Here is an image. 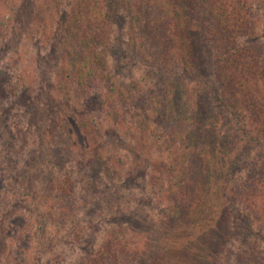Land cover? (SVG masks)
I'll return each instance as SVG.
<instances>
[{
	"label": "rangeland",
	"instance_id": "1",
	"mask_svg": "<svg viewBox=\"0 0 264 264\" xmlns=\"http://www.w3.org/2000/svg\"><path fill=\"white\" fill-rule=\"evenodd\" d=\"M11 1L15 31L11 38L0 35V203L7 205L0 204V216L6 214L0 217V231H6L0 232V250L11 246L2 236L11 230V219L31 220L32 213L38 219L36 205L23 196L27 163L19 158L13 168L17 157L10 139L17 142L21 131L34 144L47 140L46 148L29 146L41 152V166L60 165L61 176L69 170L79 182L75 218L66 227L51 228L60 233L63 264H93L102 256L107 264H230V256L246 252L243 223L249 220L253 233L264 239V132L256 140L235 132L229 139L215 101L220 89L228 99L245 103L254 98L264 109V0L231 3L226 13L235 23L227 31L215 30L217 22L215 29L205 24L195 2L178 5L176 27L169 22L167 28L172 50L161 58L168 69L162 71L155 69L159 63L150 52L139 49L143 55L138 54L132 44L155 39L151 29L164 17L158 11L166 0H108L109 13L123 17L108 21L98 47L105 50L108 69L92 85L84 77L74 81L71 74L67 87L59 85V78L70 74L63 66L65 56L77 48L72 32L89 24L98 1L50 0L46 8L41 0ZM136 8L154 20H143ZM70 64L75 67L76 61ZM179 84L173 103L169 91ZM20 92L28 98L24 107L13 110L11 101ZM186 99L198 108L193 120L161 126L160 114L177 107L169 116L171 111L172 117L182 116ZM19 112L23 122L15 118ZM89 124L103 134L100 146L87 142ZM37 173L34 189L43 192L49 174ZM106 190L112 192L107 202L96 200ZM223 217L238 237L222 254L225 237L217 223ZM144 236L156 242L159 258L131 246ZM48 239L35 242L47 253L45 261L59 255L48 251ZM10 263L0 253V264Z\"/></svg>",
	"mask_w": 264,
	"mask_h": 264
},
{
	"label": "trees",
	"instance_id": "2",
	"mask_svg": "<svg viewBox=\"0 0 264 264\" xmlns=\"http://www.w3.org/2000/svg\"><path fill=\"white\" fill-rule=\"evenodd\" d=\"M50 0H41V7L46 8L47 2ZM97 4L95 8L93 9L92 14L90 17H88L87 22H89V26L86 24V26L81 25V30H74L71 27V30H74L72 32V42L77 48L75 52H71L68 55L65 56V62H64V70L69 72L70 74L63 75L59 78L60 84L63 87H67L70 84L69 79L72 78L73 80L77 81L80 80V82L83 80V77L86 78L87 82L89 81L90 84L96 83L98 84V81L100 80L101 73L103 71L108 69L107 60H105V50L98 49V47L101 45L103 40V35L106 34V28L108 27V21L111 19H115L116 17H121V13L118 12L116 17L114 15H111L109 13V8L107 7L108 0H97ZM222 1V8L220 2ZM57 2V1H56ZM197 4L199 7L200 15L202 16V21L205 22V24H209L210 27H213L212 25H215V22L219 24L215 30L220 26L224 30H231L232 28V22L233 24L235 21H232V17L227 12V7L231 6V3L236 4L239 2L238 0H219V5L216 0H166L165 5H162L161 10L158 12H162L164 17H162L161 21H157V26L153 27L151 29L153 33V37L155 39L150 38V41H147L146 43L142 42V39L139 38L136 43L132 44L134 50L136 53H143L140 51L141 49L146 50L150 52L152 57H154L155 60L158 61L159 64H157V67L155 68L158 71L164 70V68L168 69L167 66H165L161 62V58L164 54H168L172 50V44L171 40H168L167 38L173 37L170 36L171 31L167 29L169 26V22L171 23V26L175 25L178 16H180V11H178V5L179 6H185V4ZM53 3V2H52ZM248 0L245 1L244 6H247ZM219 6V8H217ZM223 6L225 7L222 11ZM235 6V5H234ZM15 6L13 5V1L9 0H0V35L6 34V37L11 38L12 34L15 31V28L12 27V21L11 17H13V8ZM120 9V8H118ZM197 10V9H196ZM132 11V10H131ZM140 10L138 8L134 9V12L138 13L137 16L142 18L143 20H149L152 22L154 20L151 15H144L139 13ZM198 11V10H197ZM133 12V11H132ZM8 14V19H7ZM31 16H33L32 12L30 13ZM76 14L75 18H78V13L76 11L74 12ZM239 14V12L237 13ZM232 16V15H231ZM235 18V15H234ZM38 20V19H36ZM158 20V19H157ZM234 20V19H233ZM37 22V21H35ZM15 23V22H13ZM19 24V23H18ZM22 24V23H21ZM20 25V24H19ZM49 26V25H48ZM88 31H86L87 37L83 36L85 33L84 28ZM176 27V25H175ZM46 28V27H45ZM174 28V27H173ZM175 29V28H174ZM150 31V32H151ZM174 31V30H173ZM145 32V31H144ZM214 33V32H213ZM215 34V33H214ZM9 35V36H8ZM163 39L161 42V45L159 41ZM143 43V45H139ZM137 46H136V45ZM145 45V46H144ZM140 49V50H139ZM139 50V52H138ZM72 57V59L70 58ZM70 60H68V59ZM71 60L76 61L75 67H71ZM80 62V63H79ZM102 67V68H101ZM74 72V73H71ZM184 71V70H183ZM72 74V77H71ZM6 76V75H5ZM81 78V79H80ZM4 81L7 82L5 79ZM178 86H182L181 84L171 86L169 91V96L172 98V102L175 103L176 100V90L180 88ZM24 88H27L24 86ZM3 89V87H2ZM0 91H4V90ZM222 91L220 89L216 90L215 93V101L217 102V107L220 108L221 113L223 116H225L224 121L228 125V129L225 135L229 136V139L234 135L239 136L240 133H242L243 136L246 137V139L250 140H256L257 137L264 132V109L263 104L259 101L255 100L254 98H251L249 101L245 100L241 102L237 99V97H231L228 99L226 96H222ZM27 93V92H26ZM10 94V93H9ZM28 94V93H27ZM27 94L21 95V92L15 96V100L11 101V107L13 110L17 107H24V102L28 98ZM10 97L11 94H10ZM25 104H28L26 102ZM185 104L187 106L185 107L182 116L177 115V117H172V111L173 113L176 112L178 109L177 107H170L171 109H168L167 114H160V120L159 124L167 125L168 127L171 124H183L185 120H189L188 122H191L192 117L198 112V108L194 105V108L189 101V99L185 100ZM196 110L193 112V110ZM247 109V110H246ZM171 111L169 116V112ZM192 110V111H191ZM250 112H249V111ZM176 114V113H175ZM192 116V117H191ZM17 120H24L23 116L16 114ZM223 121V122H224ZM23 122V121H20ZM23 124V123H19ZM184 127H177L179 130H184ZM92 128V129H91ZM90 130L92 134L88 137V143L90 146H100V141L103 139V134L100 132L98 133L97 130L95 132L93 131V126L89 124V126L86 128L87 130ZM83 132V129H81ZM238 131V132H237ZM22 136L20 135V138H17V142H15L14 138L10 139L11 147L13 146V154L17 157V159L14 162V167L17 169L18 160L21 158V162L24 161L27 163L26 169L29 170L28 173L25 175V180H27V183L25 185V193L24 198L27 203H32L36 205L38 210V219L35 221L34 214H31V220H28L25 217L15 216L14 219H11V236L10 231L6 235H2L3 237H7V241H10V248L9 250H0L1 255H5L8 259V261L12 262L10 264H63V258L65 254L60 255L61 251V240L60 233H56L51 230L53 226H55L56 229H59L60 227H66L67 223L70 220H73L75 218V200H77L78 193H79V182L78 179L72 176V173L68 170L67 175H60L61 170L58 169V167H61L60 165L53 164L50 168H46L45 166H41V163L39 161V154L41 153L39 150H33L30 149V145H34L35 148L37 147H47V140L42 138L40 142L37 144H34L32 142L33 137H24L23 131ZM83 134H86L85 132ZM236 136V137H237ZM14 143H16L14 145ZM101 152H104V149L99 150V154ZM144 154V153H143ZM117 160V161H116ZM117 163H119L118 159H115ZM115 161H112V166L114 168L118 167V164L115 163ZM37 170L42 172L46 171L48 172V178L49 180L43 181L42 190L43 192H39L38 190L34 189L36 186V181L38 177ZM228 189H224L226 192ZM224 195L227 196L226 193ZM251 195V193H250ZM112 196L111 191L104 192L103 195L100 197H97L96 200L100 201L102 199L103 202H107L108 198ZM116 197H112L109 199V203L113 201ZM234 199V198H231ZM223 199L220 201V207L221 210L223 209L222 205ZM6 202V201H3ZM1 202V206H7L6 204H3ZM120 202V201H117ZM123 208V206H121ZM227 211V209H224ZM224 210L222 212H224ZM11 211V210H10ZM9 211V212H10ZM223 216V215H222ZM221 216V217H222ZM2 219L6 218L5 212L0 216ZM0 218V221L2 220ZM34 220V221H32ZM4 221H2L0 224H4ZM8 222V221H7ZM52 222V225H50ZM218 226L220 228L221 233L225 237L224 241L220 245V250L223 254V251L226 249V246H228V243L235 242V238L238 237V232H229L231 231V227L226 222V218L223 217L218 223ZM245 225L246 231L244 234H242V238L244 239L243 242H245L246 252L243 251V249L234 256H230L229 263L230 264H264V252L261 250V245H259V242H261L263 237L253 233V227L252 223L250 224V220L243 223ZM34 226H39L37 232L34 231ZM244 229V230H245ZM6 232V231H0ZM60 232V231H59ZM70 233V232H69ZM48 236V240L52 242L50 244L52 247L48 249L51 250L50 253L58 252L59 255L55 260L53 258H50L49 261L44 259V255L47 254L45 251L41 250L40 247L37 248V243H35L37 240L42 239L43 237ZM254 238V240H253ZM258 239V241L256 240ZM264 240V239H263ZM131 246L133 247H140L139 249H136L137 252H144L145 250L149 254H157V257L159 258V249L156 248V242L148 240L145 236L142 239V243H133ZM142 247V248H141ZM47 251V252H48ZM233 250H230L231 254ZM230 252H228V256L230 255ZM47 256V255H46ZM216 257V258H215ZM217 263L220 261V254H217L213 257ZM106 257L102 256L101 259H97L93 262V264H107L106 263ZM109 264H114V262H110Z\"/></svg>",
	"mask_w": 264,
	"mask_h": 264
}]
</instances>
